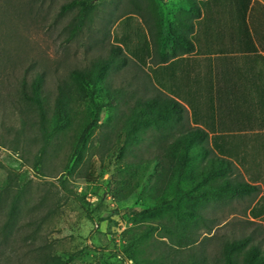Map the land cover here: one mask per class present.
<instances>
[{
  "label": "rangeland",
  "instance_id": "1",
  "mask_svg": "<svg viewBox=\"0 0 264 264\" xmlns=\"http://www.w3.org/2000/svg\"><path fill=\"white\" fill-rule=\"evenodd\" d=\"M70 1L0 0V264H16L17 253L10 254V250L21 249L17 243L25 234L30 236L28 245L32 244L29 247L32 250L48 245L55 253L75 254L71 264H131L129 258L137 244L128 246L132 233L125 231L130 227L137 223L153 225L154 236L177 246L180 243L176 233L186 222L187 213L177 200L179 197L171 189L169 194L163 193L171 174L167 170L161 174L156 162L128 199L121 201L117 197L127 192L135 181L125 169L127 162L134 161L135 156L139 161L153 159L163 144L152 126L148 133L136 137H129L123 130L124 115L129 112L127 101L143 95L139 79L151 75L131 57L109 74L106 86L99 84L97 100L107 104L79 166L65 170L72 153L70 132L64 136H68L66 142L61 140L58 145L48 147L43 164L37 163L44 143L38 115L21 96L22 85L30 89L35 75L42 73L43 94L53 103L60 79L69 80L74 68H83L97 58L108 56L111 45L122 42L117 40L124 34L119 22L131 13L151 34L154 51L150 66L157 67L162 64L160 53L171 52L175 16L186 7L185 0H93L96 8L91 22L74 39L68 40V28L77 10L63 14L61 9ZM156 30H161L160 49L152 35ZM164 162L162 167L170 168L166 157ZM89 165V171L95 173V182L85 176ZM7 167L20 170V174L14 177ZM234 170L235 179L246 180L240 168L235 166ZM10 176L15 178L12 184ZM123 181L125 189L120 187ZM19 186L22 197L13 212V237L7 245L3 242L2 226L12 217V201ZM83 193L87 195L86 202L77 198ZM257 195L226 199L206 212L209 217L215 214L217 219L211 220L212 233H205L204 228L200 230L199 247L210 264L219 256L225 241L250 236L249 246L264 247V226L249 216ZM172 205L180 206L182 212H166V207ZM216 222L223 223L216 225ZM181 243L190 245L188 241Z\"/></svg>",
  "mask_w": 264,
  "mask_h": 264
},
{
  "label": "trees",
  "instance_id": "2",
  "mask_svg": "<svg viewBox=\"0 0 264 264\" xmlns=\"http://www.w3.org/2000/svg\"><path fill=\"white\" fill-rule=\"evenodd\" d=\"M202 1L204 0H185L186 7L180 9L175 16L171 52L160 53L162 64L157 67L150 66L154 51L151 34L135 13H131L119 20V26L122 25L124 29L122 38L117 37V40L122 41L121 44L111 45L108 56L97 58L83 68H74L69 74V80L60 79L58 94L53 103L43 94L42 73L35 75L30 89L25 84L22 85L21 96L38 115V126L44 143L37 163L43 164L48 147L58 145L61 140L66 142L68 136H64L70 132L73 137L72 153L68 157L65 170H75L84 159L107 104L97 100L99 84L106 86L109 74L118 65L126 64L129 57L136 60L142 68L148 69L151 75L146 79H139L143 95H136L127 101L130 103L129 112L124 115L123 130L127 131L129 137H136L139 133H148L152 126L163 144H160L161 148L153 159L139 161V157L135 156L134 161L127 162L125 169L129 176H134L135 181L128 187L127 192L117 197L121 201L128 199L144 182L151 164L156 162L161 174L166 170L171 174L163 193L169 194L170 189L175 192L187 216L182 230L176 233L180 243L177 246L154 236L153 225L137 223L125 231L132 233L128 246L137 244L129 258L135 264H210L206 253L199 247L200 230L204 228L205 233H212L214 226L211 225L217 219L215 214L209 217L206 212L220 201L242 199L258 193L257 183L264 184V138L255 140L249 134L217 132L211 125L212 106L216 96L201 82L202 60L192 56L196 50L195 32L199 24L197 20L202 14ZM153 5L156 11V4ZM95 8L93 0H72L62 6L63 14L77 10L68 28V40L74 39L83 31L87 22H91ZM155 33L152 32L153 39L160 49L161 30H156ZM170 60L172 62L168 63ZM115 92L116 95L122 94L119 90ZM117 105L120 107V101ZM165 157L170 168L162 167ZM235 166L244 172L246 180L235 179ZM90 167L91 165L85 176L95 182V173L89 171ZM7 168L14 177L20 174V170ZM10 177L12 184L15 178ZM125 183L123 181L120 187L125 189ZM21 197L22 187L19 186L12 201V217L5 220L2 226L3 242L7 245L13 237V212L18 208ZM77 198L86 202L87 195L83 193ZM254 208L264 217V195ZM165 211L182 212L180 206L174 205L166 207ZM88 214L91 217V213ZM222 223L216 222V225ZM25 235L21 236L19 243L16 242L21 249L10 250V254L17 253L16 264H71L75 259V254L65 256L55 253L48 245H41L38 251L36 248L32 250L29 248L32 244L28 245L30 236ZM251 239L247 236L225 241L219 256L212 260V264H264V247L259 244L249 246ZM183 240L190 242V245L183 246ZM148 246H152V249ZM36 251L38 254L35 256Z\"/></svg>",
  "mask_w": 264,
  "mask_h": 264
},
{
  "label": "crops",
  "instance_id": "3",
  "mask_svg": "<svg viewBox=\"0 0 264 264\" xmlns=\"http://www.w3.org/2000/svg\"><path fill=\"white\" fill-rule=\"evenodd\" d=\"M202 2L192 56L202 60L201 82L216 96L211 125L217 132L264 138V0ZM257 184L249 216L264 226L254 208L264 195V184Z\"/></svg>",
  "mask_w": 264,
  "mask_h": 264
},
{
  "label": "built area",
  "instance_id": "4",
  "mask_svg": "<svg viewBox=\"0 0 264 264\" xmlns=\"http://www.w3.org/2000/svg\"><path fill=\"white\" fill-rule=\"evenodd\" d=\"M129 261L131 262V264H133V260L132 259H130Z\"/></svg>",
  "mask_w": 264,
  "mask_h": 264
}]
</instances>
